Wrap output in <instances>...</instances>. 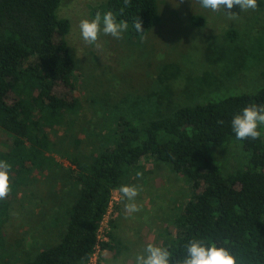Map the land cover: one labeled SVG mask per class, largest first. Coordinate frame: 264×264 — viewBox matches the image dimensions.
<instances>
[{"label": "trees", "instance_id": "1", "mask_svg": "<svg viewBox=\"0 0 264 264\" xmlns=\"http://www.w3.org/2000/svg\"><path fill=\"white\" fill-rule=\"evenodd\" d=\"M61 3L0 0V127L13 138L10 148L0 145V160L11 165V194L34 171L57 165L56 127H63L67 115L80 106L66 39L71 24L58 15ZM100 7L93 9L94 15L111 10L135 36L159 18L157 0H130L127 6L124 0H108ZM138 18L143 32L134 27ZM252 103L264 105V85L253 92L198 100L141 123L112 117L101 151L83 161L70 159L74 168L68 174L78 190L60 241L23 264H88L113 192L144 157L167 163L190 183L191 197L175 217V238L167 245L170 264H182L185 245L193 238L226 247L237 264H264V137L238 140L231 128L232 118ZM229 142L240 146L244 161L225 172L212 148ZM8 206L6 199L0 200V236ZM112 240L113 235L102 249L111 250Z\"/></svg>", "mask_w": 264, "mask_h": 264}, {"label": "rangeland", "instance_id": "2", "mask_svg": "<svg viewBox=\"0 0 264 264\" xmlns=\"http://www.w3.org/2000/svg\"><path fill=\"white\" fill-rule=\"evenodd\" d=\"M107 2L62 0L58 9L71 24L66 39L75 61L72 78L80 106L67 115L63 127H56L57 165L34 171L6 198L0 264H23L60 241L78 190L68 174L74 168L70 159L78 156L83 161L100 152L112 117L141 123L198 100L253 92L264 85V0H257L256 10L241 12L234 6V19L223 11L204 9L199 0H157L158 21L146 33L132 35L128 24L120 39L101 32L89 45L81 37L79 23L93 19V9L100 11ZM263 130L261 126L264 137ZM12 140L0 127V145L10 148ZM212 151L225 172L243 164L236 143ZM144 158L121 184L137 188L134 202L140 210L127 213L125 205L133 201L119 189L114 191L116 207L107 242L111 235L115 240L111 250H101L98 264H135L137 253H143L147 244L167 248L175 238L174 219L191 197L190 183L167 163ZM59 163L63 167L58 168Z\"/></svg>", "mask_w": 264, "mask_h": 264}, {"label": "clouds", "instance_id": "3", "mask_svg": "<svg viewBox=\"0 0 264 264\" xmlns=\"http://www.w3.org/2000/svg\"><path fill=\"white\" fill-rule=\"evenodd\" d=\"M201 7L212 12H221L229 19H234L237 14L231 10L239 6L241 12L256 10L257 0H199ZM130 4V0H124V5ZM123 11V9H121ZM134 27L137 32H143L142 22L139 18ZM82 39L92 45L97 42L101 32L113 38L120 39L128 29L126 21H118L111 10L104 13L97 12L93 19H82L79 23ZM219 123H223L220 121ZM261 126H264V105L255 103L244 107L241 113L236 114L231 120V128L238 140H257L262 136ZM11 165L7 161L0 160V200H4L11 192ZM137 175H141L137 173ZM119 192L132 203L125 205L127 213L140 210L134 202L138 190L132 185H122ZM187 256L182 264H237L235 256L223 246H217L215 242H205L202 239L193 238L185 245ZM135 264H170V252L167 248L149 243L143 253H137Z\"/></svg>", "mask_w": 264, "mask_h": 264}, {"label": "built area", "instance_id": "4", "mask_svg": "<svg viewBox=\"0 0 264 264\" xmlns=\"http://www.w3.org/2000/svg\"><path fill=\"white\" fill-rule=\"evenodd\" d=\"M115 198H116V196L113 192L110 207H109L107 213L105 214V216L103 217V219L100 223V226L98 228V231H97V244H96L95 253L93 254V256L88 261V264H98L97 263L98 262V255L100 254V252L102 250V245L104 242L108 241L110 223H111L112 217H113V215H111V214L113 213V211L115 210V207H116V205H115L116 203L114 201Z\"/></svg>", "mask_w": 264, "mask_h": 264}]
</instances>
